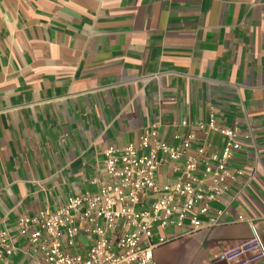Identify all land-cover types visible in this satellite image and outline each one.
<instances>
[{
  "label": "crops",
  "instance_id": "obj_1",
  "mask_svg": "<svg viewBox=\"0 0 264 264\" xmlns=\"http://www.w3.org/2000/svg\"><path fill=\"white\" fill-rule=\"evenodd\" d=\"M211 117L241 141L240 176L211 205L222 225L164 232L156 264H228L254 235L264 248V0H0V233L12 263L40 264L18 218L97 193L108 147L153 128L170 145L193 133L190 155L209 158L225 142ZM172 166L158 182L175 180Z\"/></svg>",
  "mask_w": 264,
  "mask_h": 264
},
{
  "label": "built area",
  "instance_id": "obj_2",
  "mask_svg": "<svg viewBox=\"0 0 264 264\" xmlns=\"http://www.w3.org/2000/svg\"><path fill=\"white\" fill-rule=\"evenodd\" d=\"M204 127L196 123L197 129ZM208 130L225 139L221 153L209 158L198 159L204 155L202 147L195 149L197 157L190 155L193 133L175 136L178 143L170 145L153 128L143 133L137 145L108 147L97 193L68 198L54 211L18 218L26 252L38 257L40 264H156L154 250L166 243V229L188 236L221 226L219 219L225 212H213L211 205L240 176L231 164L241 141L236 127L219 129L212 117ZM168 163L173 165L175 180L160 183L158 169ZM236 221L252 228L251 221L242 217ZM81 238L88 244L84 252L77 250ZM16 251L7 232H1L0 264H13ZM224 258L228 264H264V248L254 235Z\"/></svg>",
  "mask_w": 264,
  "mask_h": 264
},
{
  "label": "rangeland",
  "instance_id": "obj_3",
  "mask_svg": "<svg viewBox=\"0 0 264 264\" xmlns=\"http://www.w3.org/2000/svg\"><path fill=\"white\" fill-rule=\"evenodd\" d=\"M171 230H172V229L169 228V229H166L165 232H171ZM241 247H242V246H241ZM241 247H240V248H241ZM236 248H239V247H235L234 249H236Z\"/></svg>",
  "mask_w": 264,
  "mask_h": 264
}]
</instances>
